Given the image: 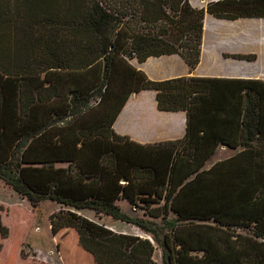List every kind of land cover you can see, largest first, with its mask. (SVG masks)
I'll return each mask as SVG.
<instances>
[{"label": "trees", "instance_id": "obj_1", "mask_svg": "<svg viewBox=\"0 0 264 264\" xmlns=\"http://www.w3.org/2000/svg\"><path fill=\"white\" fill-rule=\"evenodd\" d=\"M204 10L264 18V0L205 9L189 0H0V180L32 207L59 205L48 215L52 230H74L94 264H156L157 248L168 264L166 233L174 264H264V81L144 76L140 87L155 92L158 110L186 113L184 135L171 141L140 144L110 125L82 126L114 55L128 63L178 54L194 69ZM219 145L233 153L206 166ZM71 209L146 237L127 247L125 235H95ZM8 235L0 212V249Z\"/></svg>", "mask_w": 264, "mask_h": 264}, {"label": "crops", "instance_id": "obj_2", "mask_svg": "<svg viewBox=\"0 0 264 264\" xmlns=\"http://www.w3.org/2000/svg\"><path fill=\"white\" fill-rule=\"evenodd\" d=\"M210 1L216 0H189V3L194 8L205 9ZM119 31L123 39L126 30ZM124 44L125 41H122L117 50ZM231 54H252L254 58L236 59ZM114 59L118 61L124 76L113 81L115 76L111 72L103 96L83 114L82 126L92 130L95 126L110 125L117 134L126 135L140 144L179 139L186 131V113L158 110L155 92L140 87L143 77L151 80L194 76L264 81V18L230 20L215 18L204 10L200 56L192 70L178 54L151 56L143 62L133 58L126 63L119 54L114 55ZM131 77L134 81H131ZM217 148L227 147L219 145ZM0 202L4 203L2 199ZM110 220L105 225L110 232L130 234L133 242L146 237L135 226ZM105 233L109 232L105 230Z\"/></svg>", "mask_w": 264, "mask_h": 264}, {"label": "rangeland", "instance_id": "obj_3", "mask_svg": "<svg viewBox=\"0 0 264 264\" xmlns=\"http://www.w3.org/2000/svg\"><path fill=\"white\" fill-rule=\"evenodd\" d=\"M120 36L119 34L117 37V44L120 43ZM113 74L115 76L113 81L124 76L116 59L113 60ZM131 81H134L133 77H131ZM68 132H70L69 135L72 134L71 129ZM52 134L64 136L67 132L61 129L54 131ZM35 151H38V147ZM214 152L206 166L214 160L225 158L233 153L232 150L227 148H217ZM0 199L4 202H0L2 220L9 228L8 237L2 241L4 247L0 249V264H94L91 257L78 246L74 230H52L50 227L48 215L56 211L59 205L46 200L32 207L26 199L20 198L1 180ZM86 211L69 210L74 218H82L83 224L93 234L105 235V230L110 233L109 229L105 227L109 221L111 222L108 217H96L93 213H89L90 210ZM123 211L131 216L141 214L140 210L133 211L129 207H124ZM130 226L133 225L130 224ZM121 234L126 236V244L129 247L130 243L133 242V237L130 234ZM25 237H27V240H25ZM164 238L168 250V264H174L169 235L166 233ZM30 245L32 248H30ZM18 248L23 250L25 258L19 257ZM154 260L156 264H163L161 251L158 248L154 253Z\"/></svg>", "mask_w": 264, "mask_h": 264}]
</instances>
